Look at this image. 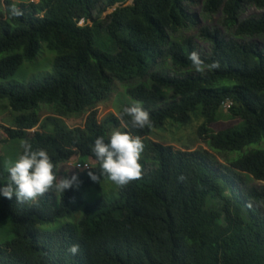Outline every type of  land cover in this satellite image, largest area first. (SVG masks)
I'll return each mask as SVG.
<instances>
[{
	"label": "trees",
	"instance_id": "1",
	"mask_svg": "<svg viewBox=\"0 0 264 264\" xmlns=\"http://www.w3.org/2000/svg\"><path fill=\"white\" fill-rule=\"evenodd\" d=\"M192 1L0 0V79L43 43L54 52L51 73L0 84V101L15 113L0 124L2 142H21L16 163L0 156V221L10 218L15 234L0 243V264H264V149L235 154L264 137V48L245 39L264 36V16L241 19L264 0H204L202 12H222L228 34L207 26L189 34L198 22ZM100 5L112 9L102 21L93 14ZM102 30L110 43L95 41ZM195 38L209 51L198 52ZM159 61L173 72L156 71ZM115 81L136 103L100 120L97 105ZM42 105L52 113L41 119ZM225 105L242 129L217 126ZM199 107L207 148L151 139ZM84 111L83 126L62 119ZM75 156L90 168L62 186L58 165ZM109 161L125 179L118 196L85 201ZM79 210L75 223L64 220Z\"/></svg>",
	"mask_w": 264,
	"mask_h": 264
},
{
	"label": "rangeland",
	"instance_id": "2",
	"mask_svg": "<svg viewBox=\"0 0 264 264\" xmlns=\"http://www.w3.org/2000/svg\"><path fill=\"white\" fill-rule=\"evenodd\" d=\"M30 0H15L17 3L21 2H28ZM37 1V0H34ZM128 4L132 2V0H126ZM204 0H193L189 6L191 8V11L197 16L198 22L195 28L191 29L188 33L189 34H197L198 29L204 26H207L210 29L218 28L220 32L228 34V31L224 27V25L221 23V18L223 17L222 12L218 11L211 15H205L202 12V4ZM99 8H101L99 11H94V17L96 16L98 18V21L104 20V15L111 11V9H107L105 12H102V6L100 5ZM104 13V15H103ZM260 17L264 16V8H257V7H246L244 11L241 14V19L246 17ZM90 23V21H89ZM246 40H252L259 44V46L264 48V36H254V37H247ZM110 37L106 33V31H100L99 35L96 36L95 41L98 43L99 41L103 42H109ZM197 51L202 52H208L209 51V45L198 39L195 38ZM53 56L54 52L48 49L45 43L42 45L41 51L37 54L36 58L32 61H24L22 64L18 67L15 74L10 76L6 80L0 79V84H9V83H18V82H30L33 79L40 78L47 73H51L53 69ZM154 69L158 72H167L171 74L173 72V68L170 66L168 61L165 62H158ZM49 71V72H48ZM38 76V77H35ZM33 77V78H32ZM136 80V79H135ZM134 80V81H135ZM125 103H131L135 104L136 102L133 101L126 93V90L124 88V83L115 81L112 91L108 97L107 100H104L103 102H100L97 105V113L98 118L102 119L110 112L117 113V109L122 106V104ZM228 108L223 107V110L221 111V117L217 122V126L224 127L226 125H234L233 127L237 129H242L245 126V122L241 120L240 118H234L230 117L228 113ZM11 109L6 107V101L2 100L0 101V124L6 123L11 124L13 122L12 116L10 114ZM40 115L41 117L46 116V114L52 113V107L49 105H42L40 107ZM87 112L84 111L78 116H72V117H65L63 120L68 124V126H79L84 124V120L86 117ZM204 116L202 114V108L199 107L197 113H194L189 121L185 123H181L178 121H172L167 120L164 127L161 128H155L151 132V138L155 141H159L165 144H170L176 149H194L199 146L206 147L207 146L203 143V141L198 137L197 129L199 125L203 122ZM115 132V131H113ZM115 134H112V138L115 137ZM5 137V133L0 125V156L1 157H15L14 159H11L12 163H16L18 161V154L20 152L21 148V142L19 141H11L8 140L7 143L2 142L3 138ZM252 149H264V137L258 141L254 142L252 144L246 145L241 150H236L235 154H245L249 150ZM109 149L105 151V153H108ZM76 159V156L71 159L70 162H63L59 164L58 167V181L61 182V180L67 176H73L78 173V170L74 168V166L71 164L73 160ZM91 164L94 163V160H90ZM153 165L152 160H149L148 163L145 165L146 169ZM115 163L108 162V165H104V169L108 172H106L105 177L100 182V189L96 190V193L90 194V190H93L95 188L86 189L83 192V199L87 202L93 201L96 198L104 197V198H115L118 196L119 192V186L120 183H122L125 179H122L117 173L114 172ZM84 166H80V170H83ZM145 169V168H144ZM132 170L130 169L128 172V176L130 177L132 175ZM65 180V179H64ZM63 180V182H64ZM253 184L258 185L259 182L253 181ZM43 194V192H42ZM38 195V193H37ZM39 196V195H38ZM53 200H56V194L51 195ZM37 198V197H36ZM55 205L57 203L55 202ZM81 214V210H79L75 215L71 217H67L64 220L70 221L75 223V217H79ZM63 223V220H57L55 224H47L44 225V229H50L52 226L61 225ZM15 236L13 232L12 222L10 218H5L0 221V243L8 241L12 239Z\"/></svg>",
	"mask_w": 264,
	"mask_h": 264
},
{
	"label": "clouds",
	"instance_id": "3",
	"mask_svg": "<svg viewBox=\"0 0 264 264\" xmlns=\"http://www.w3.org/2000/svg\"><path fill=\"white\" fill-rule=\"evenodd\" d=\"M39 0H37V1H34V0H30L29 2H38ZM133 1V0H132ZM126 3H127V1H126ZM132 3V2H131ZM130 3V4H131ZM128 4V3H127ZM110 9V8H109ZM112 10V9H111ZM109 13V12H108ZM107 14V13H106ZM105 14V15H106ZM103 15H104V13H103ZM104 15V16H105ZM78 24L79 25H83L84 24V19H80L79 20V22H78ZM49 72V71H48ZM47 73V72H46ZM227 106L228 105H225L224 107L225 108H227ZM117 111H118V109H117ZM12 112V110L10 111V114H11V116H12V120H13V116H14V114L15 113H11ZM114 113V112H113ZM39 114H40V111H39ZM87 114H88V112H87ZM86 114V115H87ZM46 115H48V114H46ZM80 115V114H79ZM97 115H98V113H97ZM78 116V115H77ZM40 117H41V115H40ZM72 117V116H71ZM43 117H41V119H42ZM63 118H65V117H62V119ZM101 120V119H100ZM65 122V121H64ZM66 123V122H65ZM2 124H4V125H8V124H6V123H2ZM12 124V123H11ZM67 124V123H66ZM68 125V124H67ZM79 126H83V125H79ZM71 127V126H70ZM36 128L34 127V128H31V129H28V131L29 132H33L34 130H35ZM155 129V128H154ZM113 131H115L116 132V135H117V131L118 130H116V129H114ZM115 135V136H116ZM151 136V135H150ZM151 139H153V138H151ZM157 142H159V141H157ZM77 158V157H76ZM71 161V160H70ZM70 161H67V162H70ZM61 163H63V162H61ZM71 164L74 166V168L75 169H77L78 171H85V170H87V169H89L90 168V165L89 164H87L86 162H80V161H78L77 159H75V160H73L72 162H71ZM80 166H84V169L83 170H80ZM58 167H59V165H58ZM58 170V169H57ZM142 171H146V166H145V169L143 168V170ZM59 173V172H58ZM134 173V172H133ZM133 173H132V175L130 176V177H132L133 176ZM58 176H59V174H58ZM67 177H65V178H63L62 180H61V183H59L60 185H64V183H65V181L66 180H64V179H66ZM63 180H64V182H63ZM63 183V184H62ZM61 186V187H62ZM42 193V192H41ZM45 192H43V194H44ZM23 196H24V193H23ZM38 195H35V197L33 198V201L34 200H36V197H37Z\"/></svg>",
	"mask_w": 264,
	"mask_h": 264
}]
</instances>
